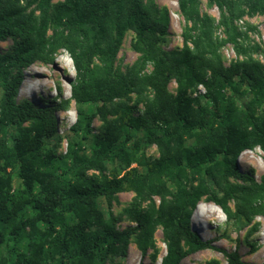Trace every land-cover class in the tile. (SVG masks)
<instances>
[{
	"label": "trees",
	"instance_id": "trees-1",
	"mask_svg": "<svg viewBox=\"0 0 264 264\" xmlns=\"http://www.w3.org/2000/svg\"><path fill=\"white\" fill-rule=\"evenodd\" d=\"M156 1L0 0V43L12 41L0 47V264H123L132 239L156 262L158 229L160 264L208 249L249 264L200 238L191 219L203 200L241 229L264 217V173L237 165L243 152L264 155V63L254 28L239 26L264 17V0H207L218 21L201 0H177L186 25L174 50L163 47L170 15ZM128 32L138 57L122 69ZM227 45L237 55L229 65ZM61 52L75 70L70 98H20L24 71ZM72 103L62 137L57 113ZM121 193L134 196L115 215Z\"/></svg>",
	"mask_w": 264,
	"mask_h": 264
},
{
	"label": "rangeland",
	"instance_id": "rangeland-1",
	"mask_svg": "<svg viewBox=\"0 0 264 264\" xmlns=\"http://www.w3.org/2000/svg\"><path fill=\"white\" fill-rule=\"evenodd\" d=\"M156 4L161 9H167L170 15L169 34L163 47L166 50L181 48L182 32L186 23L180 15L177 0H157ZM201 10L203 13L214 17L217 21L220 18L218 8L210 7L207 0H201ZM239 26L244 31L248 30V26L254 28L252 31L248 30L249 41L252 44L256 43L260 45L261 51L255 54L254 57L264 63V17H244L239 21ZM217 35L222 37L221 30L217 31ZM133 36L134 34L132 32L127 33L119 53L118 65L121 66L122 69L131 65L138 57L137 53L131 48ZM11 45V40L0 43V47L5 50ZM221 55L226 65H229L231 61L237 57L231 45L224 47L221 50ZM67 57H69V55L66 52H61L56 56L55 62L58 67H55L54 64L37 63L27 68L24 71L23 80L21 82L20 98H29L22 88L23 85L31 93L33 92L34 100H31L34 104L45 106L44 101L47 100L55 101V103L58 104L61 100L70 98L71 85L67 77L74 80L75 70L73 66V74H71L66 67L62 66V62H64ZM37 86H40L41 90L35 89ZM175 89L176 84L172 82L170 84V91L175 92ZM200 91L203 92L202 89ZM42 99H44L43 102ZM57 117L59 122V135L63 137L67 134L68 129L76 119V108L74 103L71 104L67 112H58ZM99 125L100 122L96 121L95 126L98 127ZM65 149L66 142L64 141L60 151H64ZM147 155L150 157H157V149L155 147L149 148L147 150ZM263 156V152L259 148L253 151L243 152L237 161V165L240 171H252L254 178L260 180V177L264 173ZM134 167L136 166L134 165ZM139 171H141V168H139ZM133 196V193H121L117 196V202H115L113 206L115 215L123 213L124 209L131 205ZM231 206H233V203H231ZM193 218L194 224H197L201 228L200 233L204 241H209L212 245L230 252L237 251L246 263L261 264L264 262V217L256 218L251 226L241 229L239 227L240 225L236 222L228 221L227 217L218 206L203 200L199 203V209L195 211ZM129 224L130 222L125 220L121 226L125 227ZM155 241L160 251L159 259L156 260V262L151 261L150 254L143 258L134 239H132L128 256L126 259L122 260L123 264H160V260L165 254V244L161 229L157 230ZM214 261L219 264H228L224 255L213 249L200 251L185 259L182 264H213Z\"/></svg>",
	"mask_w": 264,
	"mask_h": 264
},
{
	"label": "bare ground",
	"instance_id": "bare-ground-1",
	"mask_svg": "<svg viewBox=\"0 0 264 264\" xmlns=\"http://www.w3.org/2000/svg\"><path fill=\"white\" fill-rule=\"evenodd\" d=\"M60 62V61H59ZM62 66L63 67H66L68 70H69V72L71 73V74H73V63H72V61H71V59L69 58V57H67L65 60H64V62H62ZM35 89H37V90H41V87L40 86H37V87H35ZM28 90V89H27ZM28 92H30L29 90H28ZM33 93V92H32ZM199 209V205L197 206V209L196 210H198ZM203 239V238H202Z\"/></svg>",
	"mask_w": 264,
	"mask_h": 264
},
{
	"label": "clouds",
	"instance_id": "clouds-1",
	"mask_svg": "<svg viewBox=\"0 0 264 264\" xmlns=\"http://www.w3.org/2000/svg\"><path fill=\"white\" fill-rule=\"evenodd\" d=\"M22 88L25 90V92L27 93V95L29 96L30 99L34 100V94H32L31 92H28V90L26 89V87H24V85L22 86ZM37 103V101H36ZM193 216H192V219H191V222H192V225L194 227V230L197 232V234L199 235L200 238L201 237V228L196 224H194V221H193Z\"/></svg>",
	"mask_w": 264,
	"mask_h": 264
},
{
	"label": "water",
	"instance_id": "water-1",
	"mask_svg": "<svg viewBox=\"0 0 264 264\" xmlns=\"http://www.w3.org/2000/svg\"><path fill=\"white\" fill-rule=\"evenodd\" d=\"M54 66L55 67H58V65H57V63L54 61ZM67 80L71 83L72 81H73V79L72 78H70V77H67Z\"/></svg>",
	"mask_w": 264,
	"mask_h": 264
},
{
	"label": "built area",
	"instance_id": "built-area-1",
	"mask_svg": "<svg viewBox=\"0 0 264 264\" xmlns=\"http://www.w3.org/2000/svg\"><path fill=\"white\" fill-rule=\"evenodd\" d=\"M202 88H200V90H201Z\"/></svg>",
	"mask_w": 264,
	"mask_h": 264
}]
</instances>
